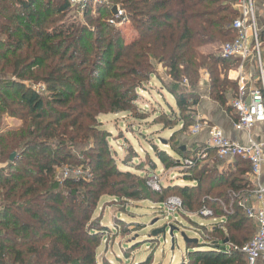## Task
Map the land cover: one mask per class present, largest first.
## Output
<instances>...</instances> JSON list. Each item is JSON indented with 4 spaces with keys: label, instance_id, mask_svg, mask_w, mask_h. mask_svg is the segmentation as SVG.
Returning <instances> with one entry per match:
<instances>
[{
    "label": "trees",
    "instance_id": "1",
    "mask_svg": "<svg viewBox=\"0 0 264 264\" xmlns=\"http://www.w3.org/2000/svg\"><path fill=\"white\" fill-rule=\"evenodd\" d=\"M12 2L0 0V75L11 71L17 78L0 81V264H112L97 257L109 230L93 219L100 197L150 198L163 206L173 190L184 209L196 206L199 214L207 207L219 220L213 229L201 226L207 238L187 243L185 257L175 264H245L244 255L229 246L245 244L257 228L238 203L253 189L248 161L236 158L221 171L207 163L185 166L190 149L168 142L171 154L153 141L155 158L148 159L146 175L155 172L158 160L164 168H178L184 183L162 184L147 194V176L117 167L108 131L97 119L134 109V92L155 74L151 60L167 68L173 81L186 78L192 87L206 70L209 96L224 105L232 92L225 110L233 111L239 82L228 71L239 67L240 58L201 49L235 38L237 0H105L96 14L90 7L83 11L85 23L65 22L67 0ZM115 5L132 21L127 43L108 23ZM26 77L42 78L45 91L25 86ZM159 81L179 110L187 109L188 91ZM6 119L19 122L8 125ZM91 138L95 146L79 152V161L72 149ZM84 163L90 178L58 179L59 167ZM150 258L137 264H150Z\"/></svg>",
    "mask_w": 264,
    "mask_h": 264
},
{
    "label": "rangeland",
    "instance_id": "2",
    "mask_svg": "<svg viewBox=\"0 0 264 264\" xmlns=\"http://www.w3.org/2000/svg\"><path fill=\"white\" fill-rule=\"evenodd\" d=\"M13 3L10 0L11 5H9L12 6ZM97 6L95 9L90 6L91 14L97 13ZM256 6L259 13V24L262 27L261 23L264 24V0H256ZM13 10L14 8H11L12 12ZM81 17V14L79 15L70 10V14L65 18V22L75 18V20L85 23L86 18ZM127 17V21L122 25L118 27L114 26L121 31L123 40L126 43L132 34H134L132 21L128 15ZM4 22L7 23L8 21ZM1 30L0 33L5 34ZM223 43L203 47L201 51L204 53H219L220 46ZM151 63L156 75L154 73L151 74L150 78L143 81L142 88L134 92L132 102L134 109L132 111L108 112L97 116L100 124L99 128L108 131L106 139L113 153V157L117 162V167L132 171L136 175H139V177L147 176L145 169L150 167L148 159L155 158L150 145L153 141L159 148L163 147L171 154L173 152H171L168 142L170 145L191 148L195 140L192 133V126L199 119L198 114L194 110L196 104L203 101H207L208 103L217 102L208 94L209 78L207 74V83L204 86L202 84L203 82L200 83V74L197 85L192 87L186 78L175 82L171 79L167 68L157 65L153 60H151ZM237 70L238 67L230 69L228 71V78L238 81L236 78L237 74L234 77L230 76L232 71ZM252 71H255V68L254 70L252 68ZM13 74L14 72L8 71L2 76L9 77L13 81L17 80ZM158 77L165 82H172L179 91H188L187 109L179 110L173 96L161 85ZM243 82L246 83L245 81ZM21 83H24L27 87L31 86L37 89L39 93L45 91V84L42 78L35 80L34 78L26 77ZM231 96L232 92H227L226 103L224 105L219 104L224 110L229 105L228 102ZM5 122L8 125H17L19 121L16 119H6ZM139 132H143L144 136ZM94 141L91 138L85 143L77 144L72 149L73 153L76 152L78 154L77 158L79 161L80 159L84 160V157L79 152L91 151L90 149L95 146ZM136 151L138 152L137 156H135ZM146 151L149 155H146ZM138 163L142 164L140 168L135 167V164ZM67 164L65 165L69 168H78L81 166V164ZM82 165L86 166V163ZM156 165L154 173L158 175L163 185L184 183V181L180 180L178 168H164V165L158 160H156ZM152 190L150 187V190H147V194ZM167 195L180 198L176 190L169 192ZM197 210L198 208L194 206L192 211L184 209L182 213L180 211L173 212L169 211L165 204L162 206L150 198L121 201L115 196L102 195L97 203L93 219L107 226L109 230L105 232L106 234L102 238L97 257L99 261L104 259L111 261L112 264H137V261L145 260L149 255L151 257L150 264H175L184 258L187 252L186 243L181 238L180 231L185 232L189 238H197L202 242L207 236L206 231H203L201 226L213 229L214 223L219 221L217 218H214V215L211 217H202L198 214ZM167 214L169 215L168 217ZM169 225L179 228L178 231H174V245H172L171 238L168 235ZM162 227H166L165 238L159 233L153 235V232ZM156 236L159 238H155Z\"/></svg>",
    "mask_w": 264,
    "mask_h": 264
},
{
    "label": "built area",
    "instance_id": "3",
    "mask_svg": "<svg viewBox=\"0 0 264 264\" xmlns=\"http://www.w3.org/2000/svg\"><path fill=\"white\" fill-rule=\"evenodd\" d=\"M67 1L69 9L82 16L85 9L90 6L95 9L105 0ZM235 7L238 10V16L233 19L231 27L236 32V36L223 43L219 53L226 57L240 58L236 76L239 81V89L232 97L230 105L237 117L233 121L235 128L250 131L256 123L264 122V39L261 36L262 27H260L258 20L259 13L256 0H237ZM113 8L116 9L115 13L112 12ZM111 13L112 16L108 19V23L115 27L122 25L128 19L126 12L119 5L112 6ZM246 65L252 67L253 70L255 68V75L251 77L248 88H246V84L243 82L244 78L241 75ZM6 79L10 78L0 75V81ZM203 128L208 129V135L195 149L191 150L192 154L183 160L185 166H190L196 162L207 163L217 166L221 171L227 169L234 159L241 158L250 163V175L253 181H258L264 161L262 143L249 136V142L246 145L240 144L228 138L220 127L209 126L202 122H197L192 126L193 135H197ZM90 175L89 167L83 165L78 168H69L65 165L57 169V177L60 180L90 178ZM146 183L155 191L161 190L162 183L155 173L147 175ZM252 195L264 204V184L258 182ZM238 203L244 209L245 214L254 220L257 228L248 242L241 246L230 245L229 247L244 255L245 264H257L259 259H264V205L247 206L242 196H240ZM165 205L169 211L182 213L184 210L178 197H169ZM199 215L211 217L213 212L211 209L203 207L199 211Z\"/></svg>",
    "mask_w": 264,
    "mask_h": 264
},
{
    "label": "crops",
    "instance_id": "4",
    "mask_svg": "<svg viewBox=\"0 0 264 264\" xmlns=\"http://www.w3.org/2000/svg\"><path fill=\"white\" fill-rule=\"evenodd\" d=\"M244 71H242V76L244 78V81L246 82V88L250 85V79L255 75V71H252V67L249 65H246L244 68ZM201 81L200 83L203 84V86L207 83V75L204 71H201ZM233 72V73H232ZM230 73L231 77H234V75L237 74V71H232ZM196 113L198 114V120L197 122L206 123L209 126H218L220 127L225 135L240 144L246 145L249 142V136H251L255 141L262 143L263 146V152H264V122L256 123L250 131L243 130V129H237L233 125L234 118V111L227 112L221 106L219 103L210 102L207 101L199 102L196 104V107L194 109ZM201 120V121H199ZM208 135V129L203 128L202 131H200L197 135H194V143L192 144L191 148H188L190 150L195 149L197 145L202 142L206 136ZM250 181L252 182L253 189L251 191H248V194H243V198L245 199V203L247 206H261L264 205L261 203L257 198L254 197L253 191L257 186V183L264 184V161L262 163L261 167V175L259 176L258 181H253V178L250 175ZM111 262V261H110ZM257 264H264V259H259Z\"/></svg>",
    "mask_w": 264,
    "mask_h": 264
},
{
    "label": "water",
    "instance_id": "5",
    "mask_svg": "<svg viewBox=\"0 0 264 264\" xmlns=\"http://www.w3.org/2000/svg\"><path fill=\"white\" fill-rule=\"evenodd\" d=\"M112 12L115 13V12H116V9L113 8ZM181 148L184 149L185 147H181ZM15 155H16L15 152H13V153L10 155V161H13V160H14ZM168 229H169V230H168V235H169L170 238H171V243H172V245H174V243H175L174 231H178L179 228L176 227V226H173V225H169V226H168ZM158 233L161 234V236H162L163 238H165L166 227H162L161 229L156 230L155 232H153V235H156V234H158ZM179 233H180L181 238L184 240V242H185L186 244L189 243V242H197V241H198L197 238H189V237L185 234V232H183V231H180ZM225 242H226V241H225Z\"/></svg>",
    "mask_w": 264,
    "mask_h": 264
}]
</instances>
